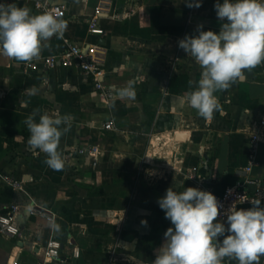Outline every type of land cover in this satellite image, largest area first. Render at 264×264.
I'll return each mask as SVG.
<instances>
[{
	"label": "crops",
	"instance_id": "obj_1",
	"mask_svg": "<svg viewBox=\"0 0 264 264\" xmlns=\"http://www.w3.org/2000/svg\"><path fill=\"white\" fill-rule=\"evenodd\" d=\"M37 1L46 0L6 3L46 13ZM47 1L67 5V30L62 38L43 42L40 57L61 53L67 39L94 40L86 20L100 0ZM215 2L202 0L199 8H189L185 0H107L99 21L106 32L100 39L107 51L105 83L115 91L134 81V101L116 96L104 101L77 68L25 73L24 61L0 54V215L19 205L20 227L17 236L0 234V264H38L51 239L62 243L57 264H152L171 226L157 203L169 187L183 181L184 188L204 190L211 184L222 194L245 176L251 138L245 128L264 116V64L217 93L220 110L210 122L185 99L201 69L178 41L198 34L201 24L219 31ZM57 111L71 117L60 140L64 167L59 171L28 144L25 125L31 115L38 120ZM110 120L114 127L106 129ZM92 146L100 152L96 159L82 152ZM4 174L23 180V189L5 182ZM251 174L264 177V143ZM32 206L48 213L30 214Z\"/></svg>",
	"mask_w": 264,
	"mask_h": 264
},
{
	"label": "clouds",
	"instance_id": "obj_2",
	"mask_svg": "<svg viewBox=\"0 0 264 264\" xmlns=\"http://www.w3.org/2000/svg\"><path fill=\"white\" fill-rule=\"evenodd\" d=\"M185 2L189 8L202 5V0ZM214 9L220 22L218 32L204 30L201 24L196 29L198 34H186L178 41V47L201 69L196 87L186 93L185 99L209 122L220 110L217 93L229 89L245 71L264 64V0H216ZM66 30L67 23L58 16L32 14L27 7L0 0V54L30 62L39 56L43 42L53 36L62 38ZM114 95L134 101V81L117 88ZM25 125L30 133L28 144L46 154L49 168L62 170L64 160L58 149L61 136L71 127V117L58 111L40 115L38 120L31 115ZM175 183V189L169 187L157 200L171 226L164 232V243L152 264H226L233 260L236 264H261V200L249 201L252 207L247 209L233 204L225 212L212 192L184 188L183 181ZM220 216H226V220L218 219ZM141 224L147 226V221ZM50 227L60 231L55 222H50Z\"/></svg>",
	"mask_w": 264,
	"mask_h": 264
},
{
	"label": "built area",
	"instance_id": "obj_3",
	"mask_svg": "<svg viewBox=\"0 0 264 264\" xmlns=\"http://www.w3.org/2000/svg\"><path fill=\"white\" fill-rule=\"evenodd\" d=\"M107 0H100L94 9L93 15L86 20L88 24V35L94 38L93 41L85 39L84 42H75L67 39L64 50L54 56H38L30 62H25L24 72H35L43 69L45 72H51L56 67H70L81 70L87 81H90L95 90V94L106 102L113 99L114 90L106 85L105 64L107 60V51L100 43V39L106 34L105 30L100 27L99 21L102 15L107 11ZM36 7L43 9L46 13L53 14L65 20L67 17V5L50 4L49 1H37ZM262 65V64H261ZM45 81L47 79H44ZM106 129L114 127V121L110 120L106 123ZM250 134V143L245 151L247 156V165L245 167V176L239 177L234 183L225 187L222 194H218L215 187L211 184L206 186L204 190L212 192L220 203L221 209L226 212L233 204L238 208L251 205L249 201H264V177L254 176L252 170L258 166V154L261 145L264 143V116L253 119L245 128ZM82 152L96 159L99 150L96 146H92ZM197 170V168H195ZM196 170L193 176L197 177ZM199 176V175H198ZM3 179L8 184L23 189L24 181L18 180L14 176L4 174ZM19 205H12L6 214L0 215V234L5 237H14L20 234V227L17 221V213ZM30 214L46 215L48 212L42 208L31 207L28 209ZM48 218H53L48 215ZM218 219L226 220V216H220ZM62 250V243L58 240L51 239L48 241L44 251V259L38 264H57ZM74 255H78V248L74 247ZM8 264H26L18 260H12Z\"/></svg>",
	"mask_w": 264,
	"mask_h": 264
},
{
	"label": "rangeland",
	"instance_id": "obj_4",
	"mask_svg": "<svg viewBox=\"0 0 264 264\" xmlns=\"http://www.w3.org/2000/svg\"><path fill=\"white\" fill-rule=\"evenodd\" d=\"M180 137H182V136H180Z\"/></svg>",
	"mask_w": 264,
	"mask_h": 264
}]
</instances>
